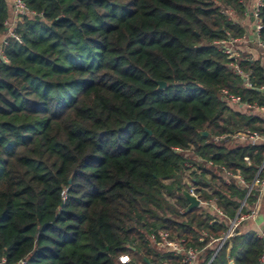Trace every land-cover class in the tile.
Wrapping results in <instances>:
<instances>
[{
	"label": "trees",
	"instance_id": "trees-1",
	"mask_svg": "<svg viewBox=\"0 0 264 264\" xmlns=\"http://www.w3.org/2000/svg\"><path fill=\"white\" fill-rule=\"evenodd\" d=\"M25 1L42 18L17 25L21 42L9 38L0 61V260L122 264L127 254V264H182L151 242L166 231L203 250L200 264H261L264 240L245 229L250 221L217 254L204 236L222 237L247 196L219 167L251 183L264 160V146L214 140L264 133V117L228 106L222 91L260 105L264 92L248 89L214 45L248 33L228 12L242 18L251 0ZM12 17V0H0V42ZM242 48L238 65L263 85V52ZM190 165L192 187L222 216L185 212ZM259 198L253 191L244 211Z\"/></svg>",
	"mask_w": 264,
	"mask_h": 264
},
{
	"label": "built area",
	"instance_id": "built-area-1",
	"mask_svg": "<svg viewBox=\"0 0 264 264\" xmlns=\"http://www.w3.org/2000/svg\"><path fill=\"white\" fill-rule=\"evenodd\" d=\"M13 5V17L8 19L5 22L7 27V34L4 36L2 41L0 42V61H5L6 58L3 55V49L8 45L9 38H14L21 42V38L16 35L15 28L17 25L23 21L26 17H41L42 14H39L33 11L25 0H12ZM263 7L262 0H257L254 8L249 13V17L252 19V34L244 35L242 37H233L229 34V37L226 40L216 41L214 45L219 47L224 54L227 55L228 59L234 60L232 63L233 68L236 70L237 74L240 75L245 85L248 89L252 90H260L264 92V84L261 86L256 85L252 80V72L244 71L237 63V60L240 57V49L242 46H249L252 42H254L263 52L264 54V43L261 39V31L264 28L262 18H261V9ZM223 100L226 102L228 106L231 107H245L250 114H260L264 117V105L258 104V102L254 103H244L241 96L236 95L228 90L222 91ZM215 141H240L250 143L252 146H264V133L258 131H240L236 133H229L218 135L214 137ZM175 152H181V149L174 148ZM245 161L248 165H251V161L248 157L245 158ZM211 166H214L213 162L209 163ZM225 176V182L227 184H231V181H236L242 188L247 189V196L244 202L241 205L240 210L238 211L236 217L231 220L230 227L227 232H225L222 237L215 238L211 235H207L204 233V236H208L210 238L209 245L218 244V248L216 250V254L221 250L223 245L230 240L233 236L235 230L243 223L256 220L260 215V206H261V197L264 195V160L260 169L253 180V182L248 183L246 179L240 173H233L229 171L225 166L219 167ZM253 191H258L260 194L259 201L252 209L246 208V201L248 197L251 195ZM190 194L196 196L200 202L201 206L208 207V209L222 216L223 213L216 207L213 202H204L200 199V194H198L197 189L195 187H191ZM201 237L200 241L204 242L205 237ZM258 237L264 240V229L258 233ZM151 242L157 246L159 250L164 252L172 253L176 256L182 257V264H200V259L203 253V250L198 249L196 247L187 246L185 239H172L170 234L166 231H160L158 234H153L151 236ZM215 254V255H216ZM131 261L129 255L125 254L120 257V262L122 264H127ZM27 259L23 258L13 264H27ZM260 263L264 264V249L262 255L260 257ZM0 264H8L5 258L0 260Z\"/></svg>",
	"mask_w": 264,
	"mask_h": 264
},
{
	"label": "rangeland",
	"instance_id": "rangeland-1",
	"mask_svg": "<svg viewBox=\"0 0 264 264\" xmlns=\"http://www.w3.org/2000/svg\"><path fill=\"white\" fill-rule=\"evenodd\" d=\"M256 2H257V0H251L250 1V3L249 4H247V10H246V13L243 15V17L242 18H240L239 16H238V14H237V12H234V11H232V10H230L229 12H228V16L232 19V20H234V21H238V22H240L243 26H245L246 27V29L248 30V35H250V34H252V32H253V29H252V27H250L249 28V13L251 12V10L254 8V6H255V4H256ZM240 49V57L239 58H241L242 57V50H243V48H239ZM248 57H250V56H248ZM194 168L195 167H193L192 165H190L189 166V169L188 170H186L185 171V173H184V180H185V183L186 184H188V186H189V188H191L192 187V181H191V174H192V172L194 171ZM200 173V172H199ZM203 189H205L207 192H209V193H211L212 192V188L211 187H203ZM164 192V195H165V197L170 201V202H172V200H171V198L166 194V192L165 191H163ZM130 258H131V256H130ZM132 260V259H131ZM131 262V261H130ZM143 264V263H142Z\"/></svg>",
	"mask_w": 264,
	"mask_h": 264
},
{
	"label": "crops",
	"instance_id": "crops-1",
	"mask_svg": "<svg viewBox=\"0 0 264 264\" xmlns=\"http://www.w3.org/2000/svg\"><path fill=\"white\" fill-rule=\"evenodd\" d=\"M252 22V19H251ZM250 46V47H249ZM249 46H247V53L253 58H258L260 52L255 49V46L258 47L254 42H252ZM259 48V47H258ZM260 50V48H259ZM261 51V50H260ZM243 52V50H242ZM246 230H253L259 233L264 229V215L260 213L259 217L256 220H251L246 226Z\"/></svg>",
	"mask_w": 264,
	"mask_h": 264
},
{
	"label": "water",
	"instance_id": "water-1",
	"mask_svg": "<svg viewBox=\"0 0 264 264\" xmlns=\"http://www.w3.org/2000/svg\"><path fill=\"white\" fill-rule=\"evenodd\" d=\"M157 84H158V90H163L167 86V84L165 82H157ZM202 135L205 137H208L209 133L208 132H202ZM70 182H71V180H70ZM184 196L186 197V199L189 202V206L186 208L185 212H190L193 209L199 208L201 206L200 200L196 196L190 194L188 191H184Z\"/></svg>",
	"mask_w": 264,
	"mask_h": 264
}]
</instances>
